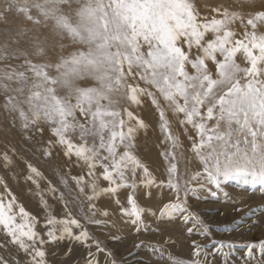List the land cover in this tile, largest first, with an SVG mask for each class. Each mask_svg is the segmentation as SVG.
<instances>
[{
  "label": "rangeland",
  "instance_id": "rangeland-1",
  "mask_svg": "<svg viewBox=\"0 0 264 264\" xmlns=\"http://www.w3.org/2000/svg\"><path fill=\"white\" fill-rule=\"evenodd\" d=\"M122 1L0 0V264H25L26 257L20 251L19 241L13 237H20L30 246L39 242V236L34 241L22 237L17 224L27 221L42 234L45 218L63 217L66 213L89 214L92 204L97 208L112 207L115 210V205L110 204L109 197L102 192L108 185L103 176L113 166H118V174L125 153L133 152L153 169L155 175L163 178L161 174L167 161L161 156L162 150L169 149L174 140L178 147L182 144L188 153L191 152L185 136L194 134L193 130L188 125L189 129L184 132L179 122L185 103L183 96L187 93L182 81L187 66L186 54L182 52L180 60L174 63L178 68L175 76L178 84L172 92H167L165 84L147 83L135 78L127 69L128 61L122 57L126 50L118 18L124 10ZM177 1L183 11L194 9L186 0ZM203 1L207 3L208 9L219 2ZM249 4L253 9L247 14L233 9L227 12L228 15L214 7L217 9L215 13L222 12L227 19L233 15L229 30H233L230 35L236 38L233 51H240V60L235 62L227 47L221 46L224 49L219 52L220 60L215 71L220 73L218 69L225 58L228 66L238 65L239 73L231 76L228 81L231 86H235V81L245 84L248 70L253 65L259 69L260 78L264 79V4L254 0ZM81 6H85L99 27L102 26V35L97 41L102 43L101 47L108 45L111 51L102 55L105 61L99 60L97 72H104L105 75L103 81L98 83L88 80L84 74L75 79H67L64 70L71 65L68 62L84 65L86 62L76 64L74 61L77 56L89 55L92 42L90 36L77 39L73 27L65 29L59 26V31L64 34L63 42L58 41L61 43L59 53L66 57L65 62L46 60V63H36L37 59L30 57L24 47L19 46L26 32L24 23L49 22L53 16L65 13L66 21L71 26L77 25L79 21L75 13L78 14L76 10H82ZM167 13L173 14L174 10L168 8ZM205 20L210 18L202 20L209 27L217 23L215 19L211 22ZM180 21L182 23L183 18ZM218 34H222V29ZM182 40L184 42L180 36L179 41ZM108 53L114 64L106 61L105 55ZM73 57L74 61L71 59ZM159 62L160 59H154L151 65L157 66ZM198 73L205 76L201 68ZM163 74H169V69H164ZM210 76L213 74L205 76L207 81ZM229 76L226 74L225 79ZM217 81L211 78L209 84H206V90L212 91ZM70 84L73 85L72 89L64 92V87ZM77 86L81 96L76 90ZM116 87L124 91L122 98L112 102V89ZM89 89L90 97L85 98L83 91ZM135 91L136 97H133ZM132 98H135V106L129 102ZM110 104L113 105L111 110L106 107ZM153 122L159 123L161 131H164L168 140L165 149L154 144L158 130ZM176 162L182 181L202 171L199 161L194 164L190 155L186 159L181 156ZM224 191L229 194L227 199L223 195ZM129 194L130 189H121L118 196L124 201ZM165 194H168L167 190ZM138 199L141 204L144 203L140 197ZM189 202L194 209L206 213L207 219L217 226L211 238L191 237L201 246L211 245L213 240L231 241L240 245L264 239V212L254 214L253 219L257 221L255 224L245 220L233 230H225V226L234 225L250 209L264 208V186H246L240 181L229 180L218 197H209L207 201L199 203L196 200ZM237 208L241 210L237 211ZM13 219L15 224L12 223ZM4 225H10V228L6 229ZM91 230L97 233L108 231L99 227H92ZM120 235L124 239L114 247L119 248L122 255L136 251L134 244L142 241L154 243L158 239L147 233L137 235L125 231ZM101 238L108 237L104 235ZM48 249L52 251L53 245H49ZM79 252L86 254L83 248ZM192 253L193 249L185 239L163 255L159 251L142 248L133 259L146 261L147 264H189L194 258ZM243 254L244 250L238 249L230 258L231 264H244ZM224 259L217 255L214 259L209 258L207 264H223ZM60 264L64 262L60 261ZM249 264H259V260L249 261Z\"/></svg>",
  "mask_w": 264,
  "mask_h": 264
},
{
  "label": "snow or ice",
  "instance_id": "snow-or-ice-1",
  "mask_svg": "<svg viewBox=\"0 0 264 264\" xmlns=\"http://www.w3.org/2000/svg\"><path fill=\"white\" fill-rule=\"evenodd\" d=\"M221 68L227 72V58ZM234 84L209 98L207 104L198 101L188 113L186 123L194 133L187 135L191 152L188 153L182 144L178 147L174 140L169 149L162 150L161 156L167 161L161 174L163 178L155 175L153 169L133 152L125 153L118 174V166L105 171L103 178L108 185L102 192L109 197L110 204L115 205V210L92 204L89 214L66 213L63 217L45 218L42 234L27 221L17 224L21 236L28 241L40 237L32 246L20 237H13L19 241L20 251L26 257L25 264H60V261L64 264H147L133 259L142 248L163 255L185 239L193 249L194 258L189 264H207L209 258L214 259L217 255L226 258L223 264H231L230 258L238 249L244 250V264L256 260L264 264V239L240 245L213 240L211 245L205 246L191 239L193 236L211 238L217 226L207 219L206 213L194 209L190 200L199 203L209 197H218L229 180L240 181L246 186H264V79L253 65L248 70L247 82L241 85L235 81ZM189 155L194 164L199 161L202 171L182 181L176 161ZM121 189H130L124 201L118 196ZM223 195L226 199L229 196L227 191ZM257 212H264V208L250 209L234 225L225 226V230L231 231L245 220L257 223L253 219ZM12 223H16L15 219ZM4 227L8 229L10 225ZM92 227L108 231L97 233L91 230ZM125 231L137 235L147 233L158 239L154 243L134 244L136 251L122 255L114 245L124 239L120 233ZM104 235L108 238L102 239ZM49 245H53L52 251H49ZM81 248L86 254L79 252Z\"/></svg>",
  "mask_w": 264,
  "mask_h": 264
},
{
  "label": "bare ground",
  "instance_id": "bare-ground-1",
  "mask_svg": "<svg viewBox=\"0 0 264 264\" xmlns=\"http://www.w3.org/2000/svg\"><path fill=\"white\" fill-rule=\"evenodd\" d=\"M227 1L228 0H219L215 6L208 9L207 3L203 0H186L188 5H193L194 7V9L190 8L188 11H183L180 2L177 0L122 1L124 10L123 13L118 16L123 30L121 35L122 40L125 42L124 44H126V50L122 53V57L128 61L127 69L135 78L139 79V81H146L147 83L165 84L167 92H172L178 84L175 80L178 68L174 63L180 60L182 52L186 54L187 66L184 70V78L182 81L186 86L187 93L183 96L185 103L179 120L182 127L181 129L184 128V132L189 129L186 123L188 113L197 106L196 102L198 99L204 100V103L207 104L209 98L215 97L227 90L231 83L228 82L230 77L236 75L240 71L238 65H231L228 66L226 73L221 67L218 69L220 73H215L218 59L220 60L219 52L224 49L221 46L225 45L227 47L228 52L232 53L230 55H233L235 62H239L240 60L238 56L240 51H233L236 38L230 35L233 33V30H229V24L233 19V15L230 16L232 19H227L222 12L226 14L227 12L233 11V9H237L247 14L253 9L249 4L250 1L253 0H231L229 3ZM254 1H260L264 4V0ZM70 6H72V4H70ZM214 7L220 9L222 12L215 13L217 9H214ZM81 8L82 10L86 9L85 6H81ZM168 8L174 10V13L168 14ZM82 10H76L78 14H75L78 17L79 23L77 22L78 24L73 26L66 21L65 13L58 17L51 16L52 19L49 22L36 24L28 21V23H24L26 32L23 36V42L19 43V46L21 45L24 47L30 57L37 59L35 60L37 61L36 63H43L42 61L46 63V60L65 62L66 57L59 53L61 43L58 41L63 42L64 37V34L59 31V26L65 29L73 27L77 39L90 36L92 42L89 46L88 57L77 56L76 61H74V57L71 58L76 64L78 62H82V64L86 62L84 65L79 66L73 64V62H68L71 65H68L64 70L67 72V79H75L81 74H84L88 77V80H95L98 83L103 81L102 79L105 75L104 72H97L98 70L96 68L100 66L99 60L105 61L102 55H104V53L106 54L107 51H111L108 45H105V48L101 47L103 46L101 45L102 43L97 41L100 40L99 36L102 35V26L100 25L99 27L96 20L91 18V15L87 13V9L85 12ZM9 14L7 16H10ZM180 18H183L182 23ZM204 18H210V20H205L206 22H211L212 19H215L217 23L213 24V26L211 24L209 27V24L204 25V23H202ZM10 24L12 23L10 22ZM213 29H216V31ZM221 29L222 34H218ZM180 36L184 38V42L183 40L179 41ZM106 40L107 38L105 41ZM109 56L110 53L105 55L106 61L110 64H114ZM154 59H160L157 66L151 65ZM166 68L169 69V74L164 75L163 71ZM200 68L205 76L208 73L213 74L212 77L210 76L209 80H211V78L218 80L214 89L210 92L205 88L207 87L206 84H209V80L207 81L205 76L203 77L198 73ZM148 73H150V75H148ZM226 74H230L228 79H225ZM109 78L110 76H108L107 79ZM72 87L73 85L70 84L64 87L63 91L69 92ZM79 89L80 88L77 86L76 90H78L81 96L82 93ZM122 89L121 87L112 89V102H116L122 98L124 91ZM90 90L91 89H89V91H83L85 98H87V96L90 97ZM136 93V91L133 93V97H136ZM129 102L135 106V98H132ZM106 107L111 110L113 105L110 104ZM154 125L158 130L154 144L161 146L163 149L167 148L168 140L164 131H161L159 123L155 122ZM185 141H188L187 136H185Z\"/></svg>",
  "mask_w": 264,
  "mask_h": 264
}]
</instances>
